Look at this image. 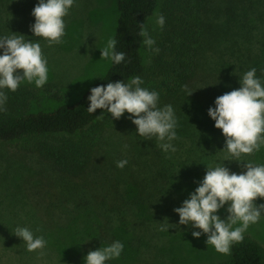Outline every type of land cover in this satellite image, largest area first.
<instances>
[{"label":"trees","instance_id":"1","mask_svg":"<svg viewBox=\"0 0 264 264\" xmlns=\"http://www.w3.org/2000/svg\"><path fill=\"white\" fill-rule=\"evenodd\" d=\"M11 6V0H0V12ZM117 6L114 38L116 50L126 53L125 61L110 64L92 87L139 76L144 82L141 87L158 92L157 107L171 105L174 109L177 138L172 143L176 151L164 153L154 138L148 143L140 139L139 145H132L131 155L120 157L128 163L118 168L102 153L112 138L133 126L127 113L113 120L101 109L88 113L89 90L72 104L32 111V102L38 98L32 86L20 83L15 91L5 88L0 147L28 156L39 178L29 183L24 195L19 193L9 177L12 167L0 148V245L26 251L21 238L13 234L15 227H27L36 211L42 218L57 214L55 203L49 198L46 202L43 192L51 194V200L56 197L72 203L71 218L96 209L105 218L106 229L144 230L146 222L156 218L162 223L180 192L194 185L200 165L214 164L225 155L221 151L225 138L207 114L215 98L239 88V75L250 68L256 69L264 84V0H162L160 15L165 24L155 41L159 52L152 53L148 64L138 25L144 23L148 29L159 0H118ZM207 57L216 59L211 63ZM208 68L218 73L214 90H195L193 83ZM185 87L193 91L191 95H186ZM257 152L261 156L264 147ZM113 155L116 164L119 160ZM103 237L107 240V233ZM137 238L132 240L143 241ZM230 250L227 259L207 264H264V247L251 236H243Z\"/></svg>","mask_w":264,"mask_h":264},{"label":"clouds","instance_id":"2","mask_svg":"<svg viewBox=\"0 0 264 264\" xmlns=\"http://www.w3.org/2000/svg\"><path fill=\"white\" fill-rule=\"evenodd\" d=\"M74 0H38L31 15L34 23L30 25L33 37L42 38L48 45L59 44L65 34L64 17L68 14ZM155 24L163 28L165 18L156 15ZM138 35L142 44L151 53H158L155 40L149 35L144 23L138 25ZM24 35H0V111L7 100L4 89L15 91L21 82L26 81L35 87H42L48 80L47 60L42 56L39 41L25 40ZM117 40L109 36L102 48L101 58L112 65L125 61L126 53L116 50ZM99 77V76H97ZM102 79V78H101ZM139 76L124 80L109 81L89 89L87 112L97 109L107 113L111 120L120 119L127 113V119L135 125L136 136L141 140L158 142L157 147L164 153L175 152L172 141L177 138V118L171 105L157 107L159 94L155 90L141 87ZM239 88L219 95L214 107L207 110L214 121V127L221 130L224 157L214 164H207L203 178L194 181L196 187L188 193L179 207L173 209L178 214V222L170 224L178 228L191 229L193 238L206 237L205 244L215 251L228 254L233 243L243 238L250 224H256L264 215V203H254L264 198V164L245 162L239 173L225 166V161L241 162L242 155L260 151L264 147V84L256 75V69L239 75ZM186 95L193 91L185 87ZM127 148V145L123 146ZM244 162V161H243ZM128 161L116 162L123 168ZM221 209L227 213L221 218ZM169 230V228L167 229ZM15 236L21 238L25 249L33 252L43 249L46 240L34 236L26 226L17 225ZM124 245L115 240L111 244L90 250L84 257V264H106L118 259Z\"/></svg>","mask_w":264,"mask_h":264},{"label":"rangeland","instance_id":"3","mask_svg":"<svg viewBox=\"0 0 264 264\" xmlns=\"http://www.w3.org/2000/svg\"><path fill=\"white\" fill-rule=\"evenodd\" d=\"M37 2L38 0H11L12 6L8 11L0 12V35H24L25 40L39 41L42 56L47 60L48 80L40 88L35 87L34 83L29 84L26 81L21 84H28L37 91L38 98L32 102V111L53 110L60 105L72 104L79 100L109 68L111 62L100 59L99 48L104 46L109 36L114 38L119 16L118 0H74L68 14L63 18L65 34L61 43L52 45H48L42 38L33 37L30 31V25L34 23L31 12ZM161 2L162 0H159V6L148 24L149 35L155 41L159 30L155 24V18L156 15H160ZM143 55L145 63L148 64L152 53L144 47ZM207 58L209 59L207 62L211 63H214L216 59ZM207 70H203L205 73H200L193 83L192 87L195 90L205 88L214 90V84L218 81V73L209 68ZM140 139L136 136L135 125H133L130 129H125L112 138L111 143L104 146L105 150L102 155L105 156L106 161L116 166L112 160L113 154H116L117 160L120 157L131 155L132 145L134 143L139 145ZM149 141L145 140L147 143ZM124 145H127V148H124ZM6 148L3 147L2 151L12 167L9 177L12 183L17 186L16 190L19 193L21 191V194L24 195L27 190L29 191V183H36L39 178L38 169L28 156L17 154L9 147ZM239 159L242 161H229L228 164L225 163V166L231 171L239 173L245 162L264 164V152L259 157L258 152L257 154L253 152L250 155H242ZM198 170L200 171L195 177L196 181L203 178L206 166L200 165ZM196 186L194 183L190 189L180 192L177 204L171 207L162 223L156 218L146 222L147 226L144 230L140 227L137 229L131 227L130 232L121 228L106 229L103 221L105 218L99 217L101 216L98 214L99 211L94 208L90 209L91 211H84L86 215L80 214L71 218L74 217L72 210L75 209L72 203L62 202L61 199L60 202L54 196L51 200V194L43 192V199L46 202L49 198L51 203H55L54 211L57 214L52 219L47 216L42 218L41 214L35 210L37 214H33L32 221L26 225L31 231L34 229L38 231L34 236L44 237L47 242L46 246L43 249L28 252L0 245V264H84L83 257L90 250H96L115 240H119L124 247L121 256L111 260L113 264L139 262L147 264H207L223 261L229 257L230 252L228 254L219 253L205 244L206 237L204 235L200 238H193L191 229L186 230L185 226L172 228L174 226L170 225L176 224L179 219L173 209L179 207L181 202L187 198L188 193L193 191ZM254 203H264V198H257ZM218 214L221 218L227 215L224 209H221ZM101 225L104 226L102 229H100ZM168 228L169 230H167ZM103 233H107V240H103ZM245 235L251 236L264 247V215L256 224L249 225L243 233V236ZM136 236L142 237L143 241L137 244L132 240L138 239ZM131 241L135 246L130 244Z\"/></svg>","mask_w":264,"mask_h":264}]
</instances>
